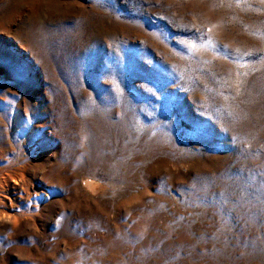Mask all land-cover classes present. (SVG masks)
I'll return each mask as SVG.
<instances>
[{"label":"rangeland","instance_id":"374dc122","mask_svg":"<svg viewBox=\"0 0 264 264\" xmlns=\"http://www.w3.org/2000/svg\"><path fill=\"white\" fill-rule=\"evenodd\" d=\"M5 178L0 264H264V0H0Z\"/></svg>","mask_w":264,"mask_h":264},{"label":"bare ground","instance_id":"6f19581e","mask_svg":"<svg viewBox=\"0 0 264 264\" xmlns=\"http://www.w3.org/2000/svg\"><path fill=\"white\" fill-rule=\"evenodd\" d=\"M9 184H10V181L7 178H5L3 180V182L0 183V192H3L8 187ZM98 184L99 183H97L96 181H94L92 179L86 180L84 182V186L87 187V188H89V189H91L93 192H94V190H96L98 188ZM100 186H101V184H100ZM6 219H10V216H8L6 218H3V220H6Z\"/></svg>","mask_w":264,"mask_h":264}]
</instances>
